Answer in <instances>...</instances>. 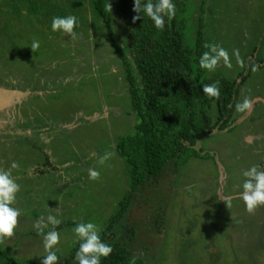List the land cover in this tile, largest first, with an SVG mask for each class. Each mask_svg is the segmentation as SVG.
<instances>
[{
    "label": "rangeland",
    "instance_id": "374dc122",
    "mask_svg": "<svg viewBox=\"0 0 264 264\" xmlns=\"http://www.w3.org/2000/svg\"><path fill=\"white\" fill-rule=\"evenodd\" d=\"M79 1L0 0V167L20 185L13 207L21 211L15 235L1 245L18 258L46 255L33 227L41 216L61 220L55 250L65 255L78 240V222H94L101 231L131 190L115 150L137 122L124 69L89 0ZM190 5L192 27L203 12L208 43L230 56L239 49L246 65L240 68L233 57L231 69L221 64L204 70L207 76L240 84L246 74L236 104L248 98L252 108H234L228 128H214L197 142L207 157L190 156L177 169L169 162L157 179L132 191L114 237L144 264H264V206L249 214L238 195L242 172L252 165L264 169V0ZM57 10L76 17V40L49 27L50 11ZM33 40L40 47L32 52ZM249 62L259 70L250 71ZM209 113L214 120L213 106ZM105 152L114 155L100 165ZM13 162L19 167L11 169ZM89 168L100 172L99 180L88 178ZM220 195L231 196V204Z\"/></svg>",
    "mask_w": 264,
    "mask_h": 264
},
{
    "label": "trees",
    "instance_id": "16d2710c",
    "mask_svg": "<svg viewBox=\"0 0 264 264\" xmlns=\"http://www.w3.org/2000/svg\"><path fill=\"white\" fill-rule=\"evenodd\" d=\"M67 3L73 6L69 0ZM107 3L112 5L111 13ZM173 3L176 16L170 22L165 17L161 31L143 12L142 18L133 22L132 17L138 15L132 11L133 0L88 2L91 12L106 26L110 45L122 62L130 108L137 118L133 131L120 136L115 144L116 153L127 166L131 190L99 233L101 240L113 249L108 257L101 258V264H131L134 256L135 264H144L141 256L133 254L124 242L114 237V232H118L115 227L123 223L132 201V191L140 189L148 179H157L169 162L177 169L190 156L207 157V153L196 148L197 142L214 128H228L239 86L246 77L242 73V82L238 84L223 75L207 76L198 64L202 53L208 51L204 47L208 41L204 37L203 12L200 11L192 27L190 0H173ZM50 12L52 17L64 16L62 10H57L60 13L57 15ZM48 24L51 28V23ZM191 30L195 33L190 38ZM249 63L251 68L252 62ZM216 81L220 89L218 99L202 91L203 85ZM212 106L216 113L214 120L209 113ZM78 248L79 240L65 255L56 251L58 264H77L74 257ZM42 259L18 258L10 246L0 244V264H41Z\"/></svg>",
    "mask_w": 264,
    "mask_h": 264
},
{
    "label": "clouds",
    "instance_id": "9594fccd",
    "mask_svg": "<svg viewBox=\"0 0 264 264\" xmlns=\"http://www.w3.org/2000/svg\"><path fill=\"white\" fill-rule=\"evenodd\" d=\"M107 10L111 13L112 5L107 3ZM132 11L137 13L132 17L133 22L141 19L140 13L143 12L154 24L158 30L165 27V17L170 22L176 16V5L173 0H133ZM77 19L75 16L66 17L55 16L51 21V29L53 32L62 31L70 36L72 40L77 39V33L74 29L77 27ZM40 47L38 40H33L31 50L36 51ZM204 47L208 49L202 53L198 60L199 67L209 72L215 71L221 64L231 69L233 67L232 58L234 57L240 68H245L244 58L241 57L239 49H233L231 56L227 49L216 43H205ZM260 68L259 64L251 63V71L257 72ZM202 91L210 98L218 99L220 96L219 81L202 86ZM235 108L238 112L250 111L252 103L248 98L243 99L241 103H237ZM247 142H251V138H245ZM114 152H105L98 157V163L104 165L112 158ZM19 164L13 162L11 169H16ZM244 177L242 183V191L238 194L242 200L245 210L249 214H254L258 207L264 206V169L259 165H252L242 172ZM88 178L92 181L100 179V172L96 168L88 169ZM20 191V185L12 176L11 170H5L0 167V244L5 239H10L15 235V229L19 223L21 215L20 209L13 207L16 203V194ZM220 199L231 204L232 197H224L220 195ZM61 224V220L55 215H48L46 218L41 216L33 225L37 234L43 238V247L46 255L43 256L41 264H58L59 257L55 250V246L60 243V233L56 228ZM52 227L45 232L46 228ZM75 236L79 240V248L75 254L77 264H101V258L108 257L112 248L109 244L103 242L100 238V229L94 222H78L73 229ZM136 257L132 258L131 264H135Z\"/></svg>",
    "mask_w": 264,
    "mask_h": 264
}]
</instances>
